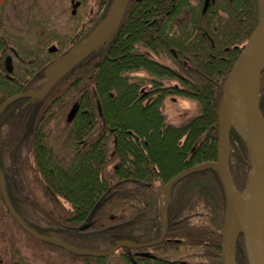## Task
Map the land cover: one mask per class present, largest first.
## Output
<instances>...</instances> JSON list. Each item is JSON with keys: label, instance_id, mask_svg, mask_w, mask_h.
Instances as JSON below:
<instances>
[{"label": "trees", "instance_id": "16d2710c", "mask_svg": "<svg viewBox=\"0 0 264 264\" xmlns=\"http://www.w3.org/2000/svg\"><path fill=\"white\" fill-rule=\"evenodd\" d=\"M112 1L83 0L78 14L95 8V23L80 32L73 27L52 58L67 55L93 31ZM203 4L130 0L106 46L90 52L41 100L20 98L4 108L0 166L16 168L7 174V190L21 218L83 252L161 236L167 183L218 161L223 86L259 19V0H215L206 12ZM36 82L3 76L0 104L39 89ZM170 96L194 100L199 113L169 122L164 104ZM260 108L264 117V70ZM229 165L243 190L249 149L233 129ZM225 209L220 177L206 167L171 185L166 232L157 245L96 257L30 237L87 264H222ZM236 262L247 264L242 236Z\"/></svg>", "mask_w": 264, "mask_h": 264}, {"label": "water", "instance_id": "95a60500", "mask_svg": "<svg viewBox=\"0 0 264 264\" xmlns=\"http://www.w3.org/2000/svg\"><path fill=\"white\" fill-rule=\"evenodd\" d=\"M215 0H204L203 12ZM4 0H0V5ZM130 0H113L103 20L70 52L58 59L50 67L45 83L35 92L18 94L7 99L0 106L4 108L20 99L29 97L41 100L62 80L82 59L98 47L106 46L118 29ZM264 54V1L259 0V19L255 31L243 48L234 67L227 76L222 99L218 110L219 146L218 161L204 163L173 177L163 193H168L163 206V230L161 236L149 243L139 244L119 241L108 251H80L55 238L41 235L28 227L12 207L0 171V190L3 201L11 215L35 238L54 243L70 251L96 257H104L121 247L142 248L159 244L165 236L167 226V207L170 202V187L180 177L206 167H213L221 180L226 197V209L222 233V264L236 262V243L242 236L247 264H264V117L260 108V83L264 69L261 60ZM8 71H11L10 58L7 59ZM226 110L223 117L222 110ZM247 122L251 128L252 144L248 139ZM234 130L245 140L249 149L251 170L243 190H239L232 178L230 159V132ZM83 226L80 229H85Z\"/></svg>", "mask_w": 264, "mask_h": 264}, {"label": "flooded vegetation", "instance_id": "af4514ba", "mask_svg": "<svg viewBox=\"0 0 264 264\" xmlns=\"http://www.w3.org/2000/svg\"><path fill=\"white\" fill-rule=\"evenodd\" d=\"M70 2L72 6L71 15L77 16L78 23L77 25H75V27L79 32L92 26L95 23L96 18L94 8H91L89 12H87L88 6H85L83 7L82 12L78 14L79 9L82 8L83 0H70ZM6 3L7 0H4L3 4L0 5V102L2 99L1 83L3 76H6L10 79L15 77L25 78L29 80L35 79L37 80V82L35 83L36 85H43L46 81V77L50 67L57 59L52 58V56L58 54L60 48L63 46L64 40V35L63 37H61L59 33V31L63 28H60L59 26L56 27L54 25H51L50 23V25L46 26V22H44L43 17L35 15L33 13L30 14L32 15L30 17L31 21H25L24 23H22L21 26H23V28L20 29L19 24L10 22L11 12H8V10L5 8ZM15 4L16 1L11 7L12 10H14V8L16 7ZM2 5H4V7L1 8ZM90 5H93V7L95 6L93 2H90ZM85 14H88L86 16L87 19L83 20L82 16L85 17ZM53 31H57V33H51ZM51 39H54L53 42L55 44L50 46ZM78 41L80 42L81 39ZM8 58H10V72L8 71ZM33 91L27 93H31ZM29 99L30 101L35 100L31 98ZM26 103L27 101L23 102L22 106L24 107ZM15 169L16 168L2 169L0 166V171L5 180V187L8 198L9 194L7 190V174H9L10 171H14ZM1 205L4 206L6 215L9 216L13 223L6 220L5 224L2 225ZM21 220L34 231L46 236L45 234L40 232V230L33 227L29 222L25 221L23 218H21ZM13 224L17 226L23 234L33 236L11 215L5 205V202L3 201L0 190V264H26L22 261L24 259L22 257V252L18 250L17 246H11L13 244L11 240H13L16 244L17 237L15 234V229L12 226ZM2 238L6 244H9V246H1Z\"/></svg>", "mask_w": 264, "mask_h": 264}, {"label": "rangeland", "instance_id": "374dc122", "mask_svg": "<svg viewBox=\"0 0 264 264\" xmlns=\"http://www.w3.org/2000/svg\"><path fill=\"white\" fill-rule=\"evenodd\" d=\"M16 1L14 10L11 7ZM20 1V3H19ZM93 6V5H92ZM8 12H11L10 22L19 24L20 29L23 28L22 23L25 21H31V13L43 17L46 26L54 25L59 26V33L61 37L73 36L72 28L78 23L77 16H72V6L70 0H7L6 7ZM91 8H88V11ZM95 10V8H94ZM34 15V16H35ZM88 14L85 17L82 16L83 20L87 19ZM50 23V24H49ZM21 31V30H20ZM57 33L53 31L51 33ZM54 39H51L50 46L54 45ZM174 82L165 81L166 85L173 84ZM164 112L167 119L171 123H180L183 120L193 117L199 113L196 102L190 98H181L177 96H170L166 99L164 104ZM166 201L164 194L162 196V204ZM2 213V225L5 224L6 220L13 223L12 220L6 215V211L3 205H1ZM15 229L16 244L13 240L11 246H17L18 250L22 252V261L26 264H87L80 259L74 258L65 251L60 249L51 248L49 245L36 241L32 237L23 234L20 229L12 225ZM1 246H9L2 238ZM90 264H98L91 261ZM104 264H111L106 262Z\"/></svg>", "mask_w": 264, "mask_h": 264}, {"label": "bare ground", "instance_id": "6f19581e", "mask_svg": "<svg viewBox=\"0 0 264 264\" xmlns=\"http://www.w3.org/2000/svg\"><path fill=\"white\" fill-rule=\"evenodd\" d=\"M263 1H264V0H263ZM261 63H262V65H264V54H263V57H262ZM225 114H226V110L224 109V110H222L221 115L224 117ZM246 126H247L248 139H249V141H250V144H252V139H253V137H252V134H251V128H250V125H249L248 122H247ZM164 197H165V199L168 198V193H167V192L164 193Z\"/></svg>", "mask_w": 264, "mask_h": 264}]
</instances>
